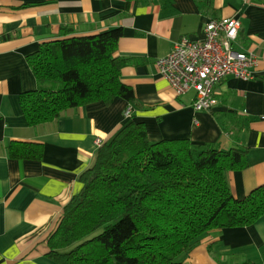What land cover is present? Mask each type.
I'll return each instance as SVG.
<instances>
[{
    "label": "crops",
    "instance_id": "1",
    "mask_svg": "<svg viewBox=\"0 0 264 264\" xmlns=\"http://www.w3.org/2000/svg\"><path fill=\"white\" fill-rule=\"evenodd\" d=\"M235 18L233 48L253 53L250 80L227 77L214 86L217 104L193 109L195 92L176 95L155 62L180 38L201 40L212 19ZM121 27L115 55L126 61L121 80L138 103L117 98L70 108L55 120L29 126L19 95L36 89L26 56L44 42ZM63 29H71L66 35ZM129 119L141 122L151 142L187 139L221 151L246 150L248 166L228 172L232 195L246 197L264 184V0H0V264H56L46 237L80 189L79 176L96 161L98 146ZM12 142H37L40 160L8 156ZM264 264V215L241 228L204 234L182 264Z\"/></svg>",
    "mask_w": 264,
    "mask_h": 264
},
{
    "label": "trees",
    "instance_id": "2",
    "mask_svg": "<svg viewBox=\"0 0 264 264\" xmlns=\"http://www.w3.org/2000/svg\"><path fill=\"white\" fill-rule=\"evenodd\" d=\"M122 36L116 27L64 37L26 56L37 84L19 95L28 125L117 98L132 112L138 108L132 87L121 80L126 61L115 55ZM7 152L22 161L40 160L44 151L41 143L12 142ZM245 153L187 139L151 142L143 123L129 119L79 176V191L45 239L46 257L56 264H182L207 232L248 227L264 215V184L242 199L228 187L226 174L248 166Z\"/></svg>",
    "mask_w": 264,
    "mask_h": 264
},
{
    "label": "built area",
    "instance_id": "3",
    "mask_svg": "<svg viewBox=\"0 0 264 264\" xmlns=\"http://www.w3.org/2000/svg\"><path fill=\"white\" fill-rule=\"evenodd\" d=\"M241 22L235 18L212 19L203 28L201 40L180 38L173 43L171 51L155 62L159 72L172 87L176 95L190 90L195 92L193 109L207 111L214 108V86L227 77L250 80L252 68L257 64L253 53L236 51V40ZM132 108L128 106L126 118ZM99 147L102 143L96 139Z\"/></svg>",
    "mask_w": 264,
    "mask_h": 264
}]
</instances>
